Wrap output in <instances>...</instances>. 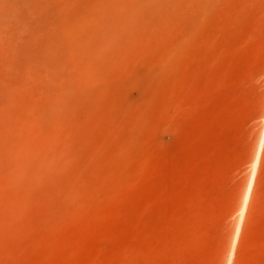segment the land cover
Masks as SVG:
<instances>
[{
	"label": "rangeland",
	"instance_id": "obj_1",
	"mask_svg": "<svg viewBox=\"0 0 264 264\" xmlns=\"http://www.w3.org/2000/svg\"><path fill=\"white\" fill-rule=\"evenodd\" d=\"M0 264H264V0H0Z\"/></svg>",
	"mask_w": 264,
	"mask_h": 264
},
{
	"label": "bare ground",
	"instance_id": "obj_2",
	"mask_svg": "<svg viewBox=\"0 0 264 264\" xmlns=\"http://www.w3.org/2000/svg\"><path fill=\"white\" fill-rule=\"evenodd\" d=\"M253 180H254V177H253ZM251 182H252V181H251ZM251 186H253V185H251ZM250 190H251V188H250ZM250 190H249V193H250ZM249 193H247L248 196H249ZM245 196H246V195H245ZM248 198H249V197H248ZM248 198H247V199H248ZM245 200H246V199H245ZM245 200H244V201H245ZM246 201H248V200H246ZM246 203H247V202H246ZM243 205H244V202H243ZM246 206H247V205H246ZM246 206H245V207H246ZM242 207H243V206H242ZM245 210H246V208H245ZM240 211H241V210H240ZM241 213H242V212H241ZM244 213H245V211H244ZM240 215H241V214H240ZM240 215H239V216H240ZM242 216H243V215H242ZM240 217H241V216H240ZM240 217H239V218H240ZM243 217H245V216H243ZM241 220H242V219H241ZM241 220L239 219V221H240V222H239V226H240V227H241V225H240ZM237 227H238V224H237ZM238 229L240 230V228H238Z\"/></svg>",
	"mask_w": 264,
	"mask_h": 264
}]
</instances>
